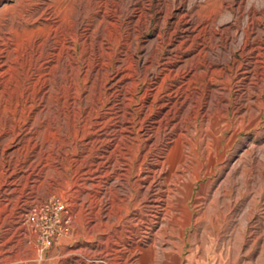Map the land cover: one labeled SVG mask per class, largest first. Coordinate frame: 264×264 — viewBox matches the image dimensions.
<instances>
[{
    "label": "rangeland",
    "instance_id": "rangeland-1",
    "mask_svg": "<svg viewBox=\"0 0 264 264\" xmlns=\"http://www.w3.org/2000/svg\"><path fill=\"white\" fill-rule=\"evenodd\" d=\"M0 264H264V0H0Z\"/></svg>",
    "mask_w": 264,
    "mask_h": 264
},
{
    "label": "built area",
    "instance_id": "built-area-1",
    "mask_svg": "<svg viewBox=\"0 0 264 264\" xmlns=\"http://www.w3.org/2000/svg\"><path fill=\"white\" fill-rule=\"evenodd\" d=\"M50 206L47 202L40 205H32L24 212V221L33 226L35 230L40 232L43 245H49L52 242V227L50 226L47 214Z\"/></svg>",
    "mask_w": 264,
    "mask_h": 264
},
{
    "label": "bare ground",
    "instance_id": "bare-ground-1",
    "mask_svg": "<svg viewBox=\"0 0 264 264\" xmlns=\"http://www.w3.org/2000/svg\"><path fill=\"white\" fill-rule=\"evenodd\" d=\"M3 62V61H2Z\"/></svg>",
    "mask_w": 264,
    "mask_h": 264
}]
</instances>
